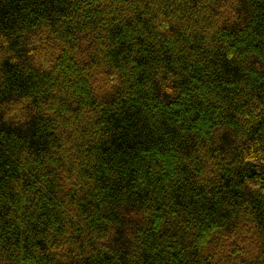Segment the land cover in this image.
I'll return each mask as SVG.
<instances>
[{
	"label": "trees",
	"instance_id": "1",
	"mask_svg": "<svg viewBox=\"0 0 264 264\" xmlns=\"http://www.w3.org/2000/svg\"><path fill=\"white\" fill-rule=\"evenodd\" d=\"M0 264H264V0H0Z\"/></svg>",
	"mask_w": 264,
	"mask_h": 264
}]
</instances>
